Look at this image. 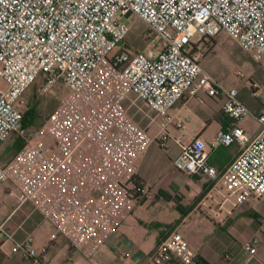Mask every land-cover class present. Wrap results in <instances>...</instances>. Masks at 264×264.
<instances>
[{"label":"built area","instance_id":"built-area-1","mask_svg":"<svg viewBox=\"0 0 264 264\" xmlns=\"http://www.w3.org/2000/svg\"><path fill=\"white\" fill-rule=\"evenodd\" d=\"M131 12L153 34L143 50L126 40L130 24L123 16ZM220 31L260 61L264 0H0V143L11 132L22 140L0 163V185L10 183L18 204L31 202L52 225V237L63 235L90 256L131 209V198L149 195L135 174L149 143L165 146L167 125H181L169 109L184 94L204 90L223 98L222 110L231 120L217 131L215 143L236 141L241 149L218 171L196 136L181 144L174 167L207 174L235 204L263 196L264 113L255 114L237 86H226L200 64L199 42ZM40 73V91L59 81L67 91L40 126L29 128L19 105ZM128 99H140L153 111L155 136L130 113ZM247 116L260 124L251 139L241 124ZM6 241L29 264H56L31 234L17 239L0 222V245ZM256 241L252 236L244 247L253 253ZM174 257L199 264L178 229L147 255L154 264Z\"/></svg>","mask_w":264,"mask_h":264},{"label":"crops","instance_id":"crops-1","mask_svg":"<svg viewBox=\"0 0 264 264\" xmlns=\"http://www.w3.org/2000/svg\"><path fill=\"white\" fill-rule=\"evenodd\" d=\"M253 83L256 84L255 90L259 86L255 79H251L248 95L241 93L245 82L238 84V96L255 114L264 113V99L252 93ZM129 101L126 100V103L132 115L137 112L142 114L145 109L153 113L142 100L136 99L134 103ZM222 102L221 96H212L200 90L198 96L184 94L169 109L174 120L181 121L180 126L172 122L166 128L168 138H173L175 149L167 155L163 165L159 164L157 157L148 156L149 148L145 150L135 177L147 187L149 195L131 198V209L118 220L108 240L90 256L72 246L65 236L61 243L51 239L52 235L49 234H52V228L49 231L43 229L45 225L42 222L33 225L22 238L31 234L33 244L37 248L44 247L45 253L56 264H154L147 259L148 253L171 230L178 229L195 249L197 256L208 264H264V230L260 229V221L264 218V194L259 198L249 196L245 201L235 204L232 198L224 197L222 188L214 184V179L207 174L188 173L173 165V157L180 152L181 144L190 142L196 136L205 141L208 160L218 171L225 169L239 152L241 144L236 141L228 145L215 143L217 131L226 129L231 121L222 110ZM241 124L248 139L260 127L254 116H247ZM141 125L147 129L148 122ZM175 138H179L180 143ZM12 201L9 192L0 189V206ZM27 203L32 204L26 201L18 204L17 208ZM14 211L0 221L11 231L10 219ZM252 236H256L257 241L254 244L255 251L250 253L244 247V242ZM0 264H29V259L19 252L10 251L6 241L0 245ZM165 264L182 263L174 257Z\"/></svg>","mask_w":264,"mask_h":264},{"label":"rangeland","instance_id":"rangeland-1","mask_svg":"<svg viewBox=\"0 0 264 264\" xmlns=\"http://www.w3.org/2000/svg\"><path fill=\"white\" fill-rule=\"evenodd\" d=\"M123 18L130 24V30L127 33L126 40L134 49H145L148 43L153 40V34L148 30L146 23L131 12ZM199 50L201 53L200 63L209 71L216 79L223 84L233 83L235 86L245 82V86L241 88V93L248 95L250 87L248 83L251 79H255L259 86L256 89L255 96L264 99V56L260 61L254 60L251 55L240 48L237 43L229 37L225 32H220L215 37L204 38L199 42ZM241 71L242 74H238ZM43 73H40L35 81L29 86L23 94V102L19 105L22 112H28L27 127L35 128L41 125L45 116L57 105L61 97L67 91L62 82H57L51 90L44 92L39 90L42 82ZM248 82V83H247ZM142 115V118H141ZM141 124L148 122L147 131L151 136H155L159 128L152 119L153 113L145 109V112L133 115ZM17 134L11 132L7 138L0 143V161H3L14 154L16 151L13 142L17 139ZM46 140L50 142V138ZM149 146V147H148ZM148 156L156 158L160 165L167 161V155L175 149V143L172 137L166 141V146H159L157 140H152L149 145ZM146 148V149H147ZM5 192H9L13 198L12 202H5L0 206V221L3 220L8 213L15 209L10 219V228L15 238L20 239L35 224L42 222L45 226L43 229L53 231L49 221L42 217L40 212L35 209L32 204L27 203L25 206L17 208L18 202L14 193L11 192V185L6 182L1 186ZM17 208V209H16ZM23 229V230H22ZM11 231V230H10ZM31 231V230H30ZM33 233V231H32ZM51 232L49 236H51ZM51 239L64 241L63 235H57ZM10 251L12 243L8 241Z\"/></svg>","mask_w":264,"mask_h":264},{"label":"trees","instance_id":"trees-1","mask_svg":"<svg viewBox=\"0 0 264 264\" xmlns=\"http://www.w3.org/2000/svg\"><path fill=\"white\" fill-rule=\"evenodd\" d=\"M149 30V29H148ZM27 115H28V112H25V114L23 115V124L26 126L27 125ZM22 144V140L20 139H15V141L13 142V147L15 150H17ZM198 259V263L199 264H208L206 261L200 259L199 257L197 258Z\"/></svg>","mask_w":264,"mask_h":264},{"label":"water","instance_id":"water-1","mask_svg":"<svg viewBox=\"0 0 264 264\" xmlns=\"http://www.w3.org/2000/svg\"><path fill=\"white\" fill-rule=\"evenodd\" d=\"M129 13H127L126 15H128Z\"/></svg>","mask_w":264,"mask_h":264}]
</instances>
